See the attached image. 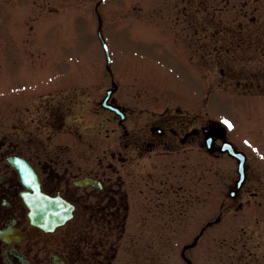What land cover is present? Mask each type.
Segmentation results:
<instances>
[{"label": "rangeland", "instance_id": "rangeland-1", "mask_svg": "<svg viewBox=\"0 0 264 264\" xmlns=\"http://www.w3.org/2000/svg\"><path fill=\"white\" fill-rule=\"evenodd\" d=\"M98 1L95 9L97 0H0V141L4 138L13 144L19 135L22 138L12 125L22 117L30 121L38 111L36 98L54 102L56 96L61 99L73 89V99L65 105L58 101L56 106L58 111L66 108L71 118L66 117L63 129H79L75 117L95 124L94 131L84 134L92 143L91 155L98 153L95 148L113 144L117 133L110 138L98 133L99 124L106 121L91 110L86 112L78 95L87 88L91 105L108 75L106 52L96 32L100 16L110 70L122 90L130 92V102L134 104L135 97L137 102L149 100L159 107L167 101L185 107L194 104L219 120L228 139L249 156L253 171L248 187L254 182L260 188L259 195L243 193L247 208L221 210L223 188L235 178L236 163L227 156L217 157L215 195L206 180L204 186L200 181L197 198L184 207L170 205L164 210L160 202L165 194H159V199L149 194L148 204L154 208L147 211V222L141 224L130 215L111 264H187L182 248L194 242L185 252L192 264H264V0H206L200 9L197 4L169 0ZM186 4L190 12L216 10L217 14L194 13V20L202 24L204 18L207 24L216 19L215 26L224 27L216 32L206 26L200 36L195 34L198 48L196 42L187 45L192 42L191 30L186 31L189 40L183 38L180 11ZM160 28L167 29L169 46L159 36ZM228 37L243 41L244 46L227 49ZM211 52L213 60H205L203 55L209 57ZM182 54L193 72L180 63ZM216 60L225 66L226 76L219 73ZM232 71L236 72L233 80ZM51 92L58 95L46 94ZM34 126L32 122L30 129ZM64 139L70 141L59 137ZM126 186L132 201L144 199L140 185L128 179Z\"/></svg>", "mask_w": 264, "mask_h": 264}, {"label": "flooded vegetation", "instance_id": "flooded-vegetation-1", "mask_svg": "<svg viewBox=\"0 0 264 264\" xmlns=\"http://www.w3.org/2000/svg\"><path fill=\"white\" fill-rule=\"evenodd\" d=\"M204 1L169 0L199 6ZM187 4L180 11L185 24L183 38L189 40L191 35L186 31L191 30L192 42L187 45L196 42L198 48L199 42L194 36H200L208 26L202 27L198 19L194 20V13L201 12H190ZM215 22L216 19L210 20ZM210 28L216 32L224 29ZM166 30L160 28L159 36L164 44ZM215 34L211 36L215 38ZM228 38L227 49L244 46L243 41L236 43L233 37ZM207 43H203L204 48ZM212 55L211 52L203 58L213 60ZM181 56L180 63L193 72ZM216 63H219V73L226 76L225 66L221 61ZM235 75L232 71L229 78L233 80ZM105 80L91 105L87 104L90 100L87 88L83 87L78 94L86 112L91 110L94 116L100 115L106 121L99 124L97 132L104 138L117 133L113 144L95 148L97 154H90L88 146L92 143L84 137L85 133L90 134L89 130H95V124L79 122L75 117L79 129L73 130L71 126L63 129L66 117L71 118L66 108L58 111L56 106L58 101L63 105L71 101L73 89L61 99L56 96L54 102L38 101L36 94H30L36 98L37 113L29 122L27 117L19 118L11 128L22 133V138L19 135L20 140L13 144L4 138L0 141V264H111L116 257V243L130 215L141 224L147 222V211L154 208L148 204L149 194L158 199L159 194H165L164 202H160L164 210L170 205H188L197 198L201 183L204 186L207 182L209 192L215 195V161L226 154L217 151L221 139H216L210 148L207 146L204 129L214 125L212 118L191 102L192 107L168 101L159 107L149 100L137 102L132 97L135 100L132 104L130 92L122 90L112 72L109 71ZM54 93L58 95L57 92L46 94ZM32 122L35 126L30 129ZM110 125L115 126L111 131ZM62 136L70 141L59 140ZM15 156L25 161L22 172L13 166ZM252 171L249 160L242 185L236 188V169L235 178L223 188L221 210L245 209L248 206L241 199L243 193L260 194L254 182L248 187ZM128 179L140 185L142 201L131 200L126 186ZM183 250L185 255L188 249L183 246Z\"/></svg>", "mask_w": 264, "mask_h": 264}, {"label": "water", "instance_id": "water-1", "mask_svg": "<svg viewBox=\"0 0 264 264\" xmlns=\"http://www.w3.org/2000/svg\"><path fill=\"white\" fill-rule=\"evenodd\" d=\"M101 28H102V20L99 18L98 34L100 36H102ZM104 45H105V42H104ZM216 137H217V134L214 131H211L209 133V136L207 137V140L209 141V143L210 142L212 143V141H214ZM218 149L222 152H227L229 155L235 157L238 160V171L240 173V176H239V180L237 181V187L240 186L245 176L246 156L241 151L236 150L234 145L228 140H224V142L221 144V146ZM194 244L195 242L188 246H193Z\"/></svg>", "mask_w": 264, "mask_h": 264}, {"label": "snow or ice", "instance_id": "snow-or-ice-1", "mask_svg": "<svg viewBox=\"0 0 264 264\" xmlns=\"http://www.w3.org/2000/svg\"><path fill=\"white\" fill-rule=\"evenodd\" d=\"M224 123L227 124L229 127H231V123L227 119L224 120Z\"/></svg>", "mask_w": 264, "mask_h": 264}]
</instances>
